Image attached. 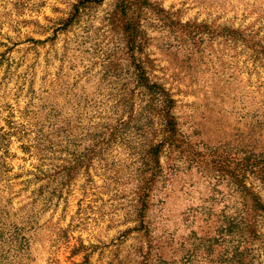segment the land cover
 Wrapping results in <instances>:
<instances>
[{"label": "rangeland", "instance_id": "1", "mask_svg": "<svg viewBox=\"0 0 264 264\" xmlns=\"http://www.w3.org/2000/svg\"><path fill=\"white\" fill-rule=\"evenodd\" d=\"M0 264H264V0H0Z\"/></svg>", "mask_w": 264, "mask_h": 264}]
</instances>
